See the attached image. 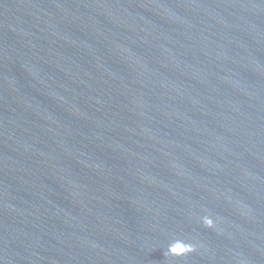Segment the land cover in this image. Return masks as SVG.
Returning <instances> with one entry per match:
<instances>
[{
  "label": "water",
  "instance_id": "obj_1",
  "mask_svg": "<svg viewBox=\"0 0 264 264\" xmlns=\"http://www.w3.org/2000/svg\"><path fill=\"white\" fill-rule=\"evenodd\" d=\"M0 264H264V0H0Z\"/></svg>",
  "mask_w": 264,
  "mask_h": 264
}]
</instances>
